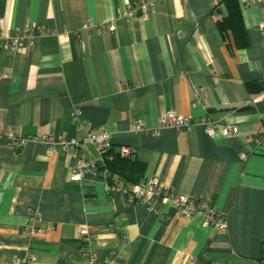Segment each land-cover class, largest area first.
I'll list each match as a JSON object with an SVG mask.
<instances>
[{"label":"crops","instance_id":"obj_1","mask_svg":"<svg viewBox=\"0 0 264 264\" xmlns=\"http://www.w3.org/2000/svg\"><path fill=\"white\" fill-rule=\"evenodd\" d=\"M146 1L145 14L139 0H0V36L47 30L31 49L0 43V132L82 141L104 131L111 159L127 146L138 164L115 184L107 170L74 181L80 157L105 163L93 146L77 158L33 142L18 152L0 136V264L28 255L31 264H263L264 0H240L244 49L218 28L222 0ZM167 112L210 117L216 132L153 134ZM229 125L238 133L226 136ZM138 175L227 214L228 231L161 198L156 210L132 201ZM84 228L90 244L79 240Z\"/></svg>","mask_w":264,"mask_h":264},{"label":"built area","instance_id":"obj_2","mask_svg":"<svg viewBox=\"0 0 264 264\" xmlns=\"http://www.w3.org/2000/svg\"><path fill=\"white\" fill-rule=\"evenodd\" d=\"M254 0H247V5L253 3ZM150 4L146 0H139L136 9L139 8L143 13L149 11ZM4 30V22L0 20V32ZM116 30L115 24H111L105 27V31L114 32ZM47 30H41L36 26H32L25 31L13 33L9 37L0 36V43L5 40L8 47L13 50L31 49L34 48L38 38L45 34ZM104 32V30H103ZM74 119L78 121V125L82 126L79 122L81 117V111L76 109L74 111ZM203 126L209 135H214L216 132V124L210 117H204L200 120H194L190 117L178 115L174 112H167L162 114L159 120V128L153 131V134H157L161 128L171 127L176 132L182 133L186 130L192 129L194 126ZM91 126H89V130ZM135 129L140 132L148 130L152 133V129L147 128L143 121H138L135 125ZM226 136H232L238 133V129L235 126H227L224 129ZM1 137H6L12 141L16 151L20 152L28 142L40 143L47 145L51 151L62 149L63 151L72 154L73 157L77 158L78 149L81 145H91L95 148L97 153L103 158L104 156L113 150V144L110 140L107 132H101L99 134L89 132L82 141L67 140L64 138H56L52 135H44L39 137L31 138H20L15 136L13 133L0 132ZM264 143L262 140L257 139V144L261 145ZM134 155V151L127 146H123L120 149V156L129 158ZM98 169L97 164L88 161L85 157H80L72 170V179L74 181H81L87 175H97ZM107 191H114L115 187L109 182L105 183ZM132 201H138L150 206L153 210H156L154 200L161 198L166 202H170L178 213L188 218L195 214H204L208 222L219 232H227L229 228L228 216L223 212L215 210L211 205L207 203H200L192 200L190 197L181 195L177 196L172 188L163 185L156 178H148L143 176L137 183H135L130 189L126 190ZM39 217V213L35 214ZM29 225V224H28ZM79 240L83 243H91L95 234L91 228H84L79 234ZM36 261V257L32 255L19 257L15 260L14 264H31Z\"/></svg>","mask_w":264,"mask_h":264},{"label":"trees","instance_id":"obj_3","mask_svg":"<svg viewBox=\"0 0 264 264\" xmlns=\"http://www.w3.org/2000/svg\"><path fill=\"white\" fill-rule=\"evenodd\" d=\"M215 11L217 13H221L220 18L217 20V25L222 35L226 38V36L231 33L236 47L238 49L246 48L248 46V39L241 12L240 0H222L216 5ZM222 12H224V14ZM112 152L113 150H111L104 156L105 163L98 165L97 169L98 173H104L107 170L106 172H109L111 174L109 182L115 184L116 180L113 177H116L117 175H123V170L126 164L133 162L131 160L133 155L129 158H124L120 156L119 152L117 154H114V157H112L111 159L109 156L113 155ZM133 164L135 167H138L137 162H133ZM142 177L143 175H138L133 180V184L137 183Z\"/></svg>","mask_w":264,"mask_h":264}]
</instances>
